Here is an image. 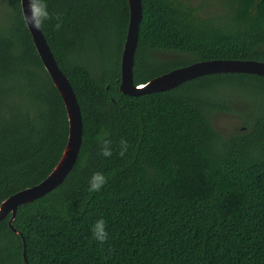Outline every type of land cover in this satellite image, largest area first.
<instances>
[{"label":"trees","instance_id":"trees-1","mask_svg":"<svg viewBox=\"0 0 264 264\" xmlns=\"http://www.w3.org/2000/svg\"><path fill=\"white\" fill-rule=\"evenodd\" d=\"M135 85L214 59L264 62V0H142ZM42 30L77 95L83 143L57 188L0 222V264H264V77L205 75L164 92L124 95L128 0H47ZM213 5L219 10L199 13ZM173 52L175 60L161 59ZM217 113L243 127L218 131ZM113 155L100 154L101 130ZM69 123L34 46L21 0H0V204L60 161ZM130 145L119 156V142ZM108 177L88 191L94 172ZM107 222L101 245L91 227ZM26 251V256L24 252ZM25 257L27 262L25 261Z\"/></svg>","mask_w":264,"mask_h":264},{"label":"water","instance_id":"water-1","mask_svg":"<svg viewBox=\"0 0 264 264\" xmlns=\"http://www.w3.org/2000/svg\"><path fill=\"white\" fill-rule=\"evenodd\" d=\"M128 4L130 18L121 56L120 90L124 95L137 97L143 94L169 91L187 81L211 74L245 73L264 77V62L262 61L214 59L198 61L173 69L145 83L144 87H139L141 84L135 85L134 64L139 46L140 25L143 20V2L142 0H128ZM27 7V0H21L22 14L24 9L27 12ZM28 29L42 63L63 99L69 123V133L62 157L48 177L39 184L9 196L0 204V222L10 216L8 221L10 228L16 234L21 235L23 239L22 233L13 225L19 206L43 197L64 182L78 161L84 129L82 110L75 90L68 76L60 68L43 31L36 30L31 26ZM24 256H26V251ZM25 261L27 262L26 257ZM27 264L29 263L27 262Z\"/></svg>","mask_w":264,"mask_h":264},{"label":"clouds","instance_id":"clouds-1","mask_svg":"<svg viewBox=\"0 0 264 264\" xmlns=\"http://www.w3.org/2000/svg\"><path fill=\"white\" fill-rule=\"evenodd\" d=\"M27 12L24 9L23 20L26 27H32L36 30L42 31L46 22L55 18L57 23L54 28L59 31L63 25V17L60 14L53 15L49 12L47 0H27ZM145 84H141L139 87H144ZM107 133L102 129L97 136V140L101 143L100 154L106 158H110L113 155L111 141L108 140ZM130 145L126 139H121L119 142V156L125 157L128 153ZM108 182V177L100 171L94 172L88 181V191L91 193L101 191ZM92 238L99 242L101 245L105 244L109 240V232L106 220L103 218L98 219L91 227Z\"/></svg>","mask_w":264,"mask_h":264},{"label":"rangeland","instance_id":"rangeland-1","mask_svg":"<svg viewBox=\"0 0 264 264\" xmlns=\"http://www.w3.org/2000/svg\"><path fill=\"white\" fill-rule=\"evenodd\" d=\"M184 1L191 3L194 7H201L204 0ZM218 10L219 8L210 5L200 10L199 13L203 16H208L214 12H217ZM159 55L161 56L160 58L164 60H175L179 58V56L173 52H162ZM213 124L215 128L223 134H231L239 129L244 128L242 120L238 116L231 114L217 113L214 116Z\"/></svg>","mask_w":264,"mask_h":264}]
</instances>
